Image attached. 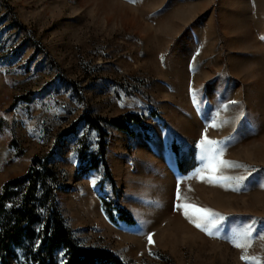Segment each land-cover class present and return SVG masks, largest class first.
Wrapping results in <instances>:
<instances>
[{
	"label": "rangeland",
	"instance_id": "rangeland-1",
	"mask_svg": "<svg viewBox=\"0 0 264 264\" xmlns=\"http://www.w3.org/2000/svg\"><path fill=\"white\" fill-rule=\"evenodd\" d=\"M125 114L148 131L101 123L111 184L89 168L99 137L84 118ZM205 136L237 165L215 175L242 180L196 173ZM34 158L58 179L52 197L39 188L36 234L56 209L79 246L125 264H264V0H0V196ZM103 201L134 224L110 220ZM182 204L217 213L213 234ZM247 226L250 246L235 247ZM39 245L24 239L9 263L34 264Z\"/></svg>",
	"mask_w": 264,
	"mask_h": 264
},
{
	"label": "trees",
	"instance_id": "trees-1",
	"mask_svg": "<svg viewBox=\"0 0 264 264\" xmlns=\"http://www.w3.org/2000/svg\"><path fill=\"white\" fill-rule=\"evenodd\" d=\"M87 125L98 133V152L92 158L89 168L103 167L105 177L113 184L111 172L105 163L108 133L101 126L107 124L114 129L125 132L130 136L134 133L130 125L139 126L146 133L148 128L143 124V118L137 114H125L114 119L91 117L84 118ZM75 132V127L67 130L62 135ZM38 167V168H37ZM179 168L183 170L182 163ZM58 179L55 173L48 168L47 163L39 158H34L32 167L23 179L13 180L6 183L0 196V264H10L9 257H14V248L24 239H36L40 241L39 249L33 256L34 264H125L112 252L99 248H85L77 244L70 231L66 228L59 212L55 209L49 213V218L44 222L40 232L36 234L35 226L41 222L37 215V195L39 188L45 190V197L54 196ZM52 183L51 187L48 186ZM24 186L22 206L19 209L12 208L6 212L4 209L8 200L10 189L18 190ZM58 189V188H57ZM50 190H53L52 192ZM105 212L110 220L120 221L127 225H133L134 220L123 209H112L111 203L103 201ZM115 214L117 219H115ZM63 253L62 263L57 261V255Z\"/></svg>",
	"mask_w": 264,
	"mask_h": 264
},
{
	"label": "snow or ice",
	"instance_id": "snow-or-ice-1",
	"mask_svg": "<svg viewBox=\"0 0 264 264\" xmlns=\"http://www.w3.org/2000/svg\"><path fill=\"white\" fill-rule=\"evenodd\" d=\"M232 103H235L233 101ZM214 126V125H213ZM221 142L212 141L208 139L206 136L202 139L201 143L198 144V148L200 149L199 160L201 161V168H197L195 171L199 175L204 168L208 170L210 173L206 178L207 180L214 184L218 185L222 181H230V180H242L243 177H231L220 175L217 176L215 173L220 167H236L237 165L233 164L230 161H224L219 159V157L223 154V147L219 145ZM206 162V163H205ZM199 178L204 179L205 177L199 176ZM177 199H180L179 188L177 191ZM179 208H183L186 216L191 214L192 216L197 217L200 221L203 222L204 227L202 230L206 231L209 235H212L211 229H215L217 227L218 214L212 212L207 208H196L190 204H182L178 205ZM193 222V221H190ZM197 228H201V223H195ZM250 238H251V226H247L241 229H237L234 231L229 237L230 242L233 243L235 247L238 248H246L250 246ZM149 244L153 243L151 236L148 237ZM242 260L249 259L244 255L241 256ZM253 262H255V258H250Z\"/></svg>",
	"mask_w": 264,
	"mask_h": 264
}]
</instances>
